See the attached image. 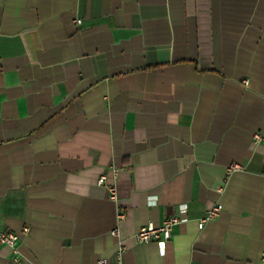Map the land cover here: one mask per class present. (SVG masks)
Listing matches in <instances>:
<instances>
[{"label":"crops","instance_id":"1","mask_svg":"<svg viewBox=\"0 0 264 264\" xmlns=\"http://www.w3.org/2000/svg\"><path fill=\"white\" fill-rule=\"evenodd\" d=\"M254 133L264 0H0V264H264Z\"/></svg>","mask_w":264,"mask_h":264},{"label":"built area","instance_id":"2","mask_svg":"<svg viewBox=\"0 0 264 264\" xmlns=\"http://www.w3.org/2000/svg\"><path fill=\"white\" fill-rule=\"evenodd\" d=\"M75 22L77 24H80V20H76ZM253 142L254 143L264 142V134L254 133ZM238 169H240L239 165L231 164L228 167V172L236 171ZM104 182H105V176L99 177L97 183L99 185H103ZM107 191H108L109 199L113 202H116L117 194L115 187L107 186ZM221 210H222L221 205H214L213 207H211L206 212V216L198 222L199 229H202L206 221L216 218ZM123 217L124 215L122 213L117 215V218L119 220L123 219ZM185 219H186V209L183 206L178 214L165 219L161 225L155 226L153 223L150 222L141 226L135 235V240L138 243H149L153 241V242H157L160 246H162L164 242H166L170 238L172 227L184 222ZM27 232L28 229L24 228L23 233L25 234ZM111 234L118 239L117 250L115 252L116 264H124L123 253L125 251V247L122 241L119 240V230L115 228L111 232ZM18 239H19L18 235L14 233H6L0 231V245H5L14 249ZM261 260L264 261V255H262ZM98 264H106V261L104 259H101L98 262Z\"/></svg>","mask_w":264,"mask_h":264}]
</instances>
